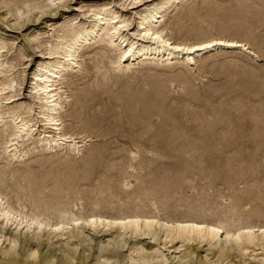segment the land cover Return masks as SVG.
I'll return each mask as SVG.
<instances>
[{"label":"rangeland","instance_id":"374dc122","mask_svg":"<svg viewBox=\"0 0 264 264\" xmlns=\"http://www.w3.org/2000/svg\"><path fill=\"white\" fill-rule=\"evenodd\" d=\"M105 2L133 18L136 9H122L118 0H65L30 15L21 30L0 9V37L13 46L8 59L17 63L18 51L28 55L15 68L25 71L21 101L30 99L29 72L42 59L28 34L48 38L51 27L76 17L75 22L88 20L83 12ZM168 13L167 33L174 40L234 37L258 57L217 50L198 58L195 66L145 63L117 71L109 63L110 52L97 44L85 48L93 59L86 56L82 69L69 77L65 88L71 96L63 112L65 131L85 134V146L78 152L35 150L10 163L0 142V172L26 209L38 200L60 202L76 212L145 211L162 218L264 222V0H185ZM8 196L16 203L14 192ZM85 234L90 239L78 245L77 253L85 249L88 264L97 258L99 240L119 257L128 254L119 243L106 244L110 236ZM45 238V247L60 246ZM127 239L129 247L135 239ZM149 240L141 242L157 246ZM196 244H159L166 258L160 264H198L199 257H205L200 264H212L217 259L214 246ZM187 250L192 258L182 257ZM263 255L264 247L231 251L223 264H264Z\"/></svg>","mask_w":264,"mask_h":264},{"label":"bare ground","instance_id":"6f19581e","mask_svg":"<svg viewBox=\"0 0 264 264\" xmlns=\"http://www.w3.org/2000/svg\"><path fill=\"white\" fill-rule=\"evenodd\" d=\"M64 1L0 0V9H5V14L13 17V24L21 29L26 26L30 15L41 14ZM118 1L122 9H136L134 20L131 14H121L105 2L88 7L83 12V17L88 20L85 18L79 23L74 21L78 19L76 17L51 27L52 34L48 38H44L46 33L42 37L39 32H36L38 35L28 34L30 43L39 49L42 56L34 65V70L29 72L31 86L27 94L31 100L21 101L24 81L21 74L25 71H15L21 65L20 60L28 55L18 51L14 55L17 63H13L14 58L8 59L13 46H8L0 37V142L4 144L7 161L21 160L35 150L57 152L72 149L78 152L83 147L87 136L66 132L63 112L71 96L65 88L69 77L82 69L86 56L93 59L89 57L91 51H84L91 45L97 44L100 50L110 52L109 63L117 71H128L136 64L145 63L167 64L170 67L195 66L198 58L217 50H241L258 57L247 43L234 37L210 35L192 40H174L167 33L165 16L185 0ZM0 19L3 20L1 15ZM96 54L93 53V56ZM10 192H14L16 203L8 196ZM17 192L16 188L6 184L0 172V264H88L90 254L85 255V249L77 253L78 245L90 239L86 231L96 236H110L106 244L119 243L128 250V254L119 257L99 240L94 264H160L166 258L158 245L165 247L174 241L214 246L217 259L212 264H223L231 251L242 254L250 248L258 247L260 250L264 247V222L225 223L196 216L162 218L145 211L105 214L93 209L76 212L73 207L60 202L38 200L26 209ZM43 237L53 240L50 245L59 243L60 246L45 247ZM127 238L135 239L129 247ZM145 238L154 240L157 246L142 243ZM157 238L162 242H158ZM192 254L187 250L182 257ZM203 258L199 257L198 264ZM187 264L194 263L189 261Z\"/></svg>","mask_w":264,"mask_h":264}]
</instances>
